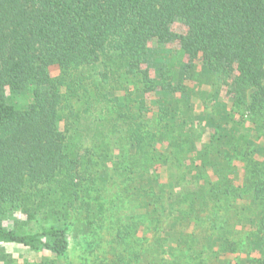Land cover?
<instances>
[{"label": "trees", "instance_id": "1", "mask_svg": "<svg viewBox=\"0 0 264 264\" xmlns=\"http://www.w3.org/2000/svg\"><path fill=\"white\" fill-rule=\"evenodd\" d=\"M7 243L264 264V0H0Z\"/></svg>", "mask_w": 264, "mask_h": 264}, {"label": "rangeland", "instance_id": "2", "mask_svg": "<svg viewBox=\"0 0 264 264\" xmlns=\"http://www.w3.org/2000/svg\"><path fill=\"white\" fill-rule=\"evenodd\" d=\"M121 212H123L121 210ZM121 214V213H117ZM22 218L19 213H9L7 216H5L4 225H11V221L13 219L17 218ZM53 222H49L48 220L44 219H36V220H31V222L25 227L26 230L30 231H39L41 230L42 227L51 225ZM74 243V245L72 244ZM72 246L76 247L73 250L70 248V259L75 258L76 255H78L79 251V245L78 243L76 244L75 241H72ZM76 245V246H75ZM5 250L8 254V260H10V264H23V263H31L35 264L40 258H45V256H50L49 254L42 252V253H37V252H32L30 249L26 247H22L20 245H15V244H4Z\"/></svg>", "mask_w": 264, "mask_h": 264}]
</instances>
